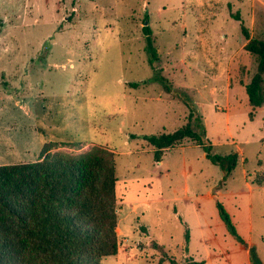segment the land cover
<instances>
[{
    "label": "rangeland",
    "instance_id": "obj_1",
    "mask_svg": "<svg viewBox=\"0 0 264 264\" xmlns=\"http://www.w3.org/2000/svg\"><path fill=\"white\" fill-rule=\"evenodd\" d=\"M147 30L157 58L146 48ZM254 37L264 39V0H0V164L101 145L117 154L121 196L122 179L152 173L155 152L145 136L176 130L193 111L192 124L200 130L201 115L213 153H239L234 176L246 168L264 182V105L251 118L246 92L258 68L257 55L245 48ZM203 151L193 147L188 157ZM178 154L168 151L174 162ZM200 163L201 181L220 177L211 159ZM130 180L128 210L132 199L159 188L157 181L149 188ZM214 203L208 199L207 210ZM261 209L256 196L253 236L264 261ZM174 212L163 203L139 206L150 236L142 230L119 236L121 246H141L132 248L129 264L186 260ZM139 237L165 247L137 243Z\"/></svg>",
    "mask_w": 264,
    "mask_h": 264
},
{
    "label": "trees",
    "instance_id": "obj_2",
    "mask_svg": "<svg viewBox=\"0 0 264 264\" xmlns=\"http://www.w3.org/2000/svg\"><path fill=\"white\" fill-rule=\"evenodd\" d=\"M147 37L146 48L157 58L149 30ZM245 48L258 57L257 71L246 84L253 118V109L264 105V39L251 38ZM192 115L193 111L190 120L176 130L145 139L155 147L157 159L167 147L196 141L227 178L238 164L239 153H213L201 115H196L200 130L192 124ZM116 155L95 145L77 155L46 151L36 161L0 164V264H102L105 257L117 254ZM218 207L229 230L241 238L220 201ZM154 246L165 247L157 242ZM251 260L264 264L255 247H251ZM203 262L187 258L181 264Z\"/></svg>",
    "mask_w": 264,
    "mask_h": 264
},
{
    "label": "crops",
    "instance_id": "obj_3",
    "mask_svg": "<svg viewBox=\"0 0 264 264\" xmlns=\"http://www.w3.org/2000/svg\"><path fill=\"white\" fill-rule=\"evenodd\" d=\"M200 146L203 147L202 144L196 141H188L173 147H167L163 150L160 159L155 156L154 166L148 168L152 172L149 176L125 177L122 179L124 192L121 196L118 194V204L120 205L118 211V234L119 236L130 237L129 233L131 231L140 232L142 230L140 234L144 233L150 236L149 226L140 223L138 208L142 204L163 203V206L167 209H174L173 219L179 227H183V239L179 237L180 241L178 244H182L186 248L184 258L203 260V264H253L251 247H255L257 250V242L253 236L255 197L257 196V200L262 197V201H264V182L257 183L253 181L246 168L242 169L240 177L234 176L238 165L225 179L223 178L224 171L219 165L221 169L220 177L218 175L210 180L203 178V181H201L199 175L201 174L200 172H203V169L200 162L201 159L202 162L205 159H210L207 151L203 147L204 151L200 154L201 158L188 157L190 149ZM173 148H177L180 151V154L176 156V162L171 161V157L168 155V151ZM152 149L155 152L154 146ZM260 171L263 170L260 169ZM173 174L181 175L183 180L178 179L179 177L177 178V176L172 177ZM130 179L135 181L144 180V185L149 188H152L154 182L157 181L159 188L156 191H147L148 196H143L139 200L132 199L131 203H129L132 207L128 210L123 208V206L126 200L125 194L128 199L131 198L128 197L127 193L129 185H131ZM208 199L215 201L213 206L210 207L212 210H207L205 207ZM218 201L229 212L241 238H238L229 230L220 214ZM260 211V216L263 218L264 209ZM142 212L147 214L146 210ZM132 213L137 214V217H133L134 220L132 219ZM260 234L261 238L264 239V232ZM134 240L137 243H146L141 237ZM154 242L159 243L153 237L146 245H153ZM198 244H200L199 248L197 247ZM127 245L129 244L120 245L117 259L113 264H129L128 258L132 253V248H141L138 244H135L134 247L131 245L127 247ZM120 251H122L121 254ZM122 254L125 258H123ZM173 257L174 260H177L175 256ZM262 262L264 263L263 260Z\"/></svg>",
    "mask_w": 264,
    "mask_h": 264
}]
</instances>
